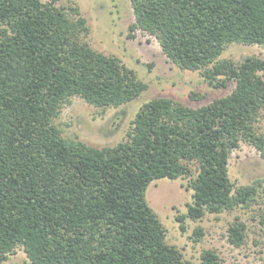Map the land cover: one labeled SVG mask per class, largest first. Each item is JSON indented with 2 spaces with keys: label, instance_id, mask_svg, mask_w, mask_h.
<instances>
[{
  "label": "trees",
  "instance_id": "1",
  "mask_svg": "<svg viewBox=\"0 0 264 264\" xmlns=\"http://www.w3.org/2000/svg\"><path fill=\"white\" fill-rule=\"evenodd\" d=\"M58 1L0 0V264L19 246L31 264H220L215 250L204 249L196 263L166 242L147 189L191 175L194 163L193 202L179 221L255 200L256 186L232 182L229 159L243 141L264 157L255 126L264 58H219L231 43L264 45V0H130L132 31L155 36L171 62L201 71L210 85H236L200 107L152 98L126 140L103 147L65 138L54 123L61 108L74 96L118 107L148 84L84 41L86 18ZM245 228L230 226L234 245L243 244Z\"/></svg>",
  "mask_w": 264,
  "mask_h": 264
},
{
  "label": "rangeland",
  "instance_id": "2",
  "mask_svg": "<svg viewBox=\"0 0 264 264\" xmlns=\"http://www.w3.org/2000/svg\"><path fill=\"white\" fill-rule=\"evenodd\" d=\"M56 5L77 6L89 27L88 32H82L83 40L97 51L118 57L148 84L139 98L118 107H96L78 96L72 97L71 103L63 106L54 119L68 140H80L95 147L114 146L126 140L132 119L141 105L152 98L170 97L187 106L200 107L230 94L235 88L234 81L217 88L205 80L201 71L181 69L167 58L155 36L139 29L132 31L130 26L135 22V15L130 0H59ZM247 57L264 58V45L231 43L219 59L239 64ZM255 126L264 135V109ZM191 170V175L175 180L156 179L147 189V201L166 229V242L196 263L201 261L204 249H212L219 255L220 264H264V157L261 152L243 141L229 159V175L234 185L256 186L255 200L249 206L207 213L197 220L186 217L181 222L177 216L187 215L188 205L193 202L190 182L198 174L194 163ZM237 221L246 227L240 246L229 240V228ZM197 228L202 230V236L196 235ZM2 264L31 263L19 246Z\"/></svg>",
  "mask_w": 264,
  "mask_h": 264
}]
</instances>
